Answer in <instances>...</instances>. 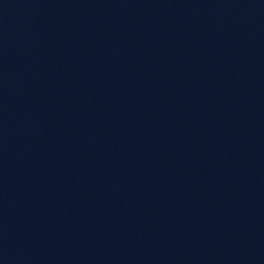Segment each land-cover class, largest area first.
<instances>
[{
	"label": "water",
	"instance_id": "95a60500",
	"mask_svg": "<svg viewBox=\"0 0 264 264\" xmlns=\"http://www.w3.org/2000/svg\"><path fill=\"white\" fill-rule=\"evenodd\" d=\"M0 264H264V0H0Z\"/></svg>",
	"mask_w": 264,
	"mask_h": 264
}]
</instances>
